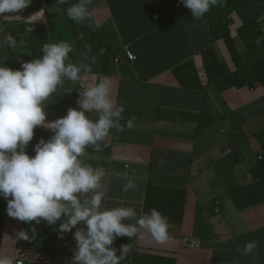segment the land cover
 <instances>
[{"label":"crops","instance_id":"0c3cea01","mask_svg":"<svg viewBox=\"0 0 264 264\" xmlns=\"http://www.w3.org/2000/svg\"><path fill=\"white\" fill-rule=\"evenodd\" d=\"M77 2L32 0L21 13L0 15V66L22 70V63L41 58L43 44L71 45L65 63L81 67L80 79L63 81L43 102L46 123L63 118L70 108L82 110L79 102L84 91L102 77L111 79L112 99L124 107L121 130L113 128L98 141L101 150L86 146L80 159L93 168H104L106 174L101 188L77 194L81 203L87 200L90 206L91 197L103 192L99 210L131 207L136 216L122 223L135 225L140 217L150 216L144 213L147 185L185 191L182 224H169L166 242L155 241L136 225L135 236L114 239L111 247L116 255L121 256V246L127 245L129 253L124 257L139 252L174 264H264V178L254 177L252 171L264 157V85L255 81L250 69L264 49L260 41H249L248 34L239 31L254 19L264 35V0L231 15L232 37L245 61L241 71L252 86L222 92L208 82L201 52L213 46L220 63L233 72L237 67L224 42H213L206 19L194 18L180 0H91L90 18L75 23L66 10ZM41 10L42 16H34ZM7 36L16 40L15 46L9 47ZM127 51L135 55L134 62ZM190 62L202 88L193 87L192 73L183 71ZM84 111L93 122L101 114ZM130 120L133 126L128 128ZM38 132L52 130L34 129L26 149L30 156L40 139H49ZM128 179L135 187L124 191ZM216 201L219 212H215ZM6 207L7 201L0 197V252L14 264L20 260L34 264L19 258L21 221L9 217ZM67 207L71 212L70 204ZM67 219L62 215L54 223L58 236L53 261L35 264H73L74 234L87 229L82 221L61 231ZM185 239L198 247H186ZM251 241L256 248L244 255V246Z\"/></svg>","mask_w":264,"mask_h":264},{"label":"clouds","instance_id":"9594fccd","mask_svg":"<svg viewBox=\"0 0 264 264\" xmlns=\"http://www.w3.org/2000/svg\"><path fill=\"white\" fill-rule=\"evenodd\" d=\"M31 2L0 0V15L21 13ZM58 3H67V0H58ZM90 3L91 0H78L72 4L66 10L68 18L75 23L89 19ZM180 3L199 19L211 7L223 6L225 0H180ZM42 15L43 10L34 16ZM6 42L9 47L16 45L12 36H7ZM41 51V58L22 63V70L0 66V197L7 201V215L22 222L39 223L38 218H43L49 224L67 215V222L60 226L61 231H68L83 221L87 230L74 234L77 251L73 264H120L129 253V246L122 245L121 256L117 257L116 249L111 245L116 237L135 236L138 233L136 225L155 241L166 242L170 238L168 219L155 208L150 216L137 219L135 225H126L122 221L135 217V210L115 207L100 211L103 192L98 191L91 197L90 206L87 200L81 203L77 194L101 188L100 181L106 173L104 168H93L80 157L88 145L99 150L97 142L111 129L121 130L119 121L124 107L117 106L112 99L111 79L102 77L84 91L79 102L82 110L70 108L63 118L46 123L43 102L63 83V78L79 80L81 67L65 63L72 51L66 42L45 43ZM91 59L95 63L96 58ZM84 67L88 68V65ZM84 110H96L101 114L93 122ZM38 126L52 130L53 134L47 141L40 139L33 147L35 155L30 156L26 149ZM132 126V121H128L127 127ZM134 187V182L128 179L124 191ZM17 235L21 240L28 239L24 231ZM255 248V241L248 242L243 254L249 255ZM237 251L241 250L238 248ZM0 264H14V261L0 252Z\"/></svg>","mask_w":264,"mask_h":264},{"label":"trees","instance_id":"16d2710c","mask_svg":"<svg viewBox=\"0 0 264 264\" xmlns=\"http://www.w3.org/2000/svg\"><path fill=\"white\" fill-rule=\"evenodd\" d=\"M49 1V0H48ZM255 0H225L223 6H213L209 12L204 14L213 42L221 40L237 67V71H231L226 64L219 62L213 46L201 52L204 59V67L208 82L214 84L219 92L236 87L243 88L252 86L241 71L245 66L244 59L237 51L234 39L231 33L232 19L234 12H240L254 3ZM241 35L245 33L249 36V41H260V45L264 49V35L262 31L256 27V21L251 19L244 23L242 29L239 30ZM183 69V68H182ZM188 69L192 73L194 82L193 87L202 88L197 77L196 70L192 63H187L184 70ZM250 69L254 74L255 81L264 85V54L261 59L251 63ZM182 71V70H181ZM175 75L183 82V79L175 71ZM187 79V78H186ZM63 81H70L63 78ZM48 138L52 132H38ZM99 150L100 147H99ZM105 152H110L109 147H104ZM254 177L264 178V157L257 167L253 170ZM186 193L183 190L171 189L166 187H158L147 185L144 199V213L151 214V210L155 208L162 216L167 217L168 224L181 225L184 215V203ZM35 229V234L33 233ZM19 231H24L28 236L27 240L18 239L17 248L19 250V258L25 259L31 263H42L45 260L53 261L56 252L58 227L56 224H49L39 220L20 223ZM120 257V256H117ZM174 261L165 260L163 258L136 252L132 256H125L121 259L120 264H174Z\"/></svg>","mask_w":264,"mask_h":264},{"label":"built area","instance_id":"2783aa9c","mask_svg":"<svg viewBox=\"0 0 264 264\" xmlns=\"http://www.w3.org/2000/svg\"><path fill=\"white\" fill-rule=\"evenodd\" d=\"M153 19L154 21H158L159 20V16L158 15H154L153 16ZM126 55H127V58L131 61V62H134L136 60V57L133 53L127 51L126 52ZM81 88H85V85L84 84H81L80 85ZM262 158L260 157V160ZM220 211V202L219 201H216L215 203V212H219ZM184 245L186 247H191V248H195V247H198V243L195 242V241H192V240H188V239H185L184 240ZM16 264H24V262L22 260L18 261Z\"/></svg>","mask_w":264,"mask_h":264},{"label":"rangeland","instance_id":"374dc122","mask_svg":"<svg viewBox=\"0 0 264 264\" xmlns=\"http://www.w3.org/2000/svg\"><path fill=\"white\" fill-rule=\"evenodd\" d=\"M241 49V47L239 46V49L238 50H240Z\"/></svg>","mask_w":264,"mask_h":264}]
</instances>
